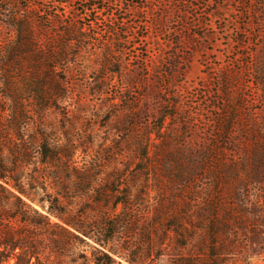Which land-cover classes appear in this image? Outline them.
Segmentation results:
<instances>
[{"label":"rangeland","instance_id":"obj_1","mask_svg":"<svg viewBox=\"0 0 264 264\" xmlns=\"http://www.w3.org/2000/svg\"><path fill=\"white\" fill-rule=\"evenodd\" d=\"M21 23L58 55L46 112L26 58L11 73L25 139L64 153L10 175L48 217L40 264H264V0H0L5 108L3 48ZM7 141L0 126L4 158ZM171 200L177 227L157 223ZM127 212L107 244L99 229Z\"/></svg>","mask_w":264,"mask_h":264},{"label":"trees","instance_id":"obj_2","mask_svg":"<svg viewBox=\"0 0 264 264\" xmlns=\"http://www.w3.org/2000/svg\"><path fill=\"white\" fill-rule=\"evenodd\" d=\"M26 24L21 23L15 26L16 39L3 48L2 57L3 92L4 96L12 101L7 108L0 104V126L7 129V145L10 146L3 145V147H8L10 150V156L4 158V148L0 150L3 158L0 161V180L5 182V184L0 182V264H11L12 261V264H40L41 253L36 245L37 233L44 229L42 221L48 220V217L38 213L27 205L20 195L8 188V185L12 183L10 175L20 173L24 161L26 159L31 160L36 155L41 156L42 162L52 163L64 154L59 151L60 148L52 151L48 146L38 145V140L35 138L32 140L25 139L26 130L23 127L24 106L15 92V83L11 79V73L21 70L24 66L22 59L26 58V64L31 65L33 70L30 78L33 89L32 95L36 98L41 110L46 112L50 107V95L47 90L55 81L54 72L56 71L58 56L56 55V48L53 45H44L42 40L32 35L31 28L29 30ZM69 33L63 32L62 34ZM16 141L19 143H16ZM10 157L13 158V162L8 163ZM85 180V178H81L79 184L83 185ZM13 187L18 189L16 186ZM18 191L20 194H24V192ZM124 204L125 208L131 205L129 201L124 202ZM176 205V200H171L168 204H161V209L157 212V223L161 225V222L168 217V221H171V227L179 226L180 219L178 215L174 213H172L173 215H167V211L174 209ZM61 213H63V210H61ZM134 221L135 219L129 212L123 217L116 216L99 229L100 234L107 244H113L120 235L127 233L126 227ZM46 223L49 224V222ZM64 232L68 240L73 235L67 229H64ZM145 233L147 234V240L150 242L151 232L145 230ZM58 243V239H55L54 244ZM204 244L208 250L213 246L205 243V241ZM115 254L116 252L105 253L102 259L95 258L94 262L95 264H116L117 262L113 256Z\"/></svg>","mask_w":264,"mask_h":264}]
</instances>
